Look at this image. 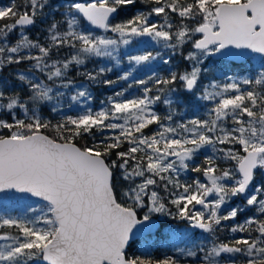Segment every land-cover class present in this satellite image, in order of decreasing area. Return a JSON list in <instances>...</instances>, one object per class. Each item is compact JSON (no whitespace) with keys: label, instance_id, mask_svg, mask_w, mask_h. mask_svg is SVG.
<instances>
[{"label":"snow or ice","instance_id":"obj_1","mask_svg":"<svg viewBox=\"0 0 264 264\" xmlns=\"http://www.w3.org/2000/svg\"><path fill=\"white\" fill-rule=\"evenodd\" d=\"M38 20H51L43 42ZM134 38L159 50L122 52ZM210 57L250 70L209 78ZM156 61L166 74L137 77ZM11 65L27 68L20 90L0 85V202L39 203L0 206V264H264V0H9L0 71ZM121 82L94 109L90 87ZM170 221L185 226L173 254H135Z\"/></svg>","mask_w":264,"mask_h":264},{"label":"trees","instance_id":"obj_2","mask_svg":"<svg viewBox=\"0 0 264 264\" xmlns=\"http://www.w3.org/2000/svg\"><path fill=\"white\" fill-rule=\"evenodd\" d=\"M63 0H52V3H62ZM9 3V0H0V5H7ZM142 8V5L137 3L135 8H132L130 10H127L126 13L121 14L120 17H118L117 19H128L130 18L131 15L135 14V12ZM63 11V8H61V12ZM59 13L56 14L57 19H59ZM51 23V20H46L44 22L41 21H37L36 25H34L31 29H29V35L33 38L36 39L37 37H39V39L41 40V42L44 41L46 33L44 31V29L47 27V25ZM145 50H159V45H157L156 47H152V46H147L145 48ZM189 50V48H185V55L187 54V51ZM135 55V53L133 54ZM186 62L183 61L182 57L177 55L175 57H173V64L172 67H179L180 70H182L185 67ZM206 66L209 67L210 69H212V71L209 73V78H217V79H222L223 76L225 74L227 75H231L230 74V70L229 67L225 64V62L223 60H213L211 57L205 62ZM94 65L98 66L96 61H92L90 63H88L87 67L89 69H92L94 67ZM127 62L125 61V64L123 65V68H127ZM169 66H165L163 65L160 61H156L153 65H151V67H144L142 69H138L136 75L138 78H143L150 70H155L157 72H161L163 74H166L164 72L165 68H167ZM24 69L27 68V65H11L9 67H5L3 69V73L0 76V81H5L7 87L9 88V90L15 89V90H20L19 87V81L16 80L14 73L17 71V69ZM120 74V69H114L113 72L109 73L105 78L107 79H116V77ZM239 75H244V73H237ZM73 76H76V73L73 72L72 73ZM77 82H81L83 80L82 77H76ZM205 83L208 82V80L206 79L204 81ZM85 85L87 86V82H85ZM122 87H127V85L124 82H121L119 84L113 85L111 87H106L103 84H100L99 86L96 85H92L90 87V91L92 92V95L95 97L94 101H93V107L94 109L99 108L100 102L101 100L106 99V97L108 95H111L113 91L115 90H119ZM65 102H67V100H65ZM193 110H199L201 112H203V109H189V111H193ZM66 112V111H65ZM68 115H75L77 112L75 111H69L66 112ZM58 118V117H57ZM81 144H84V141H80ZM114 158V157H113ZM195 175L194 173H189L187 175V179H191L193 178ZM259 181L264 182V174L261 172H257L256 174V182L258 183ZM121 185H123V182H120ZM122 190V187H118V192ZM239 200H234L233 204L234 205L236 202H238ZM20 214H23L24 211H20ZM12 215H18L12 212H9ZM252 214L249 211L243 212L238 216V220H241L242 218H246L248 215ZM171 223V228H164L161 229L159 231V236H157V239H155L154 241H151V239L148 240H144V241H148L147 243V247L146 248H141L140 247V242L142 241H137L134 245V252L136 255H142V254H149L153 257H158V258H162L165 255H171L173 254V242L171 240V233L173 230L180 232L184 230V223L183 222H179V221H170ZM230 223V222H229ZM165 230V231H164ZM229 234L227 231L221 232L218 235L220 236L221 240H225L227 241V239L229 238ZM239 235V234H237ZM195 236L196 237H200L201 233L200 230H195ZM181 247L184 246L183 244L180 245Z\"/></svg>","mask_w":264,"mask_h":264},{"label":"rangeland","instance_id":"obj_3","mask_svg":"<svg viewBox=\"0 0 264 264\" xmlns=\"http://www.w3.org/2000/svg\"><path fill=\"white\" fill-rule=\"evenodd\" d=\"M145 40H147V38H134L133 42L130 45L126 46V47H122L121 51L122 52H127L129 54H134V53L135 54H139L140 52L144 51L145 48L147 46H149V45L152 46V47H156L157 46V44L155 42H153V41H149L147 44H145L144 43ZM253 65L257 66V60H254ZM121 67L123 68V65ZM145 67H147V66H145ZM0 85H6V82L5 81H0ZM64 110L66 112H69V111L78 112V111H80V109H78L75 106H73L72 108H68L67 107V102H65V109ZM26 203H31V204L35 205V204L39 203V201L38 202L37 201L15 202L14 200L10 201V200H5L4 199L2 202H0V206H6L8 212H12V213H15V214L23 215V214H20L21 213L20 211H25ZM151 241H154V240L151 239ZM147 243H148V241H142V242H140L139 245H140L141 248H146L147 247Z\"/></svg>","mask_w":264,"mask_h":264},{"label":"flooded vegetation","instance_id":"obj_4","mask_svg":"<svg viewBox=\"0 0 264 264\" xmlns=\"http://www.w3.org/2000/svg\"><path fill=\"white\" fill-rule=\"evenodd\" d=\"M222 60L229 67L231 75H234V74H237V73H240V72L246 74V71L250 70V65L247 64V63H244V62H242V63H234V62H231V61H229L227 59H222ZM253 62H254V60L251 61V67H256V66L253 65ZM157 236H159V233H158ZM157 236L154 237L152 240L157 239ZM148 239L149 238H146V239H143V240H148Z\"/></svg>","mask_w":264,"mask_h":264},{"label":"water","instance_id":"obj_5","mask_svg":"<svg viewBox=\"0 0 264 264\" xmlns=\"http://www.w3.org/2000/svg\"><path fill=\"white\" fill-rule=\"evenodd\" d=\"M32 28V27H31ZM30 28V29H31ZM255 55V54H254ZM212 59H214V60H222V58H220V57H211ZM227 60H229V61H231V62H234V63H242L243 61H239V60H232L231 58H226ZM2 72H3V70L2 71H0V76H1V74H2ZM5 200H12V199H9V198H4ZM30 201H38L36 198H33L32 200H30ZM157 235V233L156 234H153V235H149V236H147V238H152V237H155ZM140 240H142L141 238H138L137 239V241H140ZM136 241V242H137Z\"/></svg>","mask_w":264,"mask_h":264}]
</instances>
